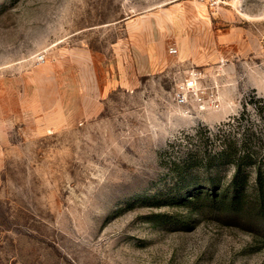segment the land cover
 I'll return each mask as SVG.
<instances>
[{
  "label": "rangeland",
  "instance_id": "1",
  "mask_svg": "<svg viewBox=\"0 0 264 264\" xmlns=\"http://www.w3.org/2000/svg\"><path fill=\"white\" fill-rule=\"evenodd\" d=\"M253 90L264 0H0V264H264V219L174 168Z\"/></svg>",
  "mask_w": 264,
  "mask_h": 264
},
{
  "label": "trees",
  "instance_id": "2",
  "mask_svg": "<svg viewBox=\"0 0 264 264\" xmlns=\"http://www.w3.org/2000/svg\"><path fill=\"white\" fill-rule=\"evenodd\" d=\"M249 105L255 115L246 114ZM263 127L264 97L253 90L246 98L242 111L204 140L207 144L211 139L218 138V148H214L216 145H190L184 166L174 163L178 174L176 184H184L186 188L184 193L182 189L177 190L184 202L192 207L204 204L257 212L264 219V156L262 145H257L259 130ZM227 164L233 166V173L223 183L219 174L222 166ZM193 168L198 171H193Z\"/></svg>",
  "mask_w": 264,
  "mask_h": 264
},
{
  "label": "built area",
  "instance_id": "3",
  "mask_svg": "<svg viewBox=\"0 0 264 264\" xmlns=\"http://www.w3.org/2000/svg\"><path fill=\"white\" fill-rule=\"evenodd\" d=\"M178 96H179V100L182 102V103H184L185 101H186V95H185V93L184 92H179L178 93Z\"/></svg>",
  "mask_w": 264,
  "mask_h": 264
}]
</instances>
